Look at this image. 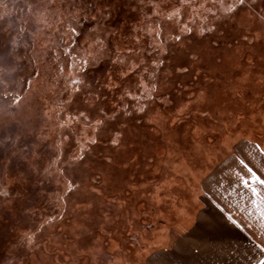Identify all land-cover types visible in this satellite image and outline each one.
I'll return each mask as SVG.
<instances>
[{
	"label": "rangeland",
	"instance_id": "obj_1",
	"mask_svg": "<svg viewBox=\"0 0 264 264\" xmlns=\"http://www.w3.org/2000/svg\"><path fill=\"white\" fill-rule=\"evenodd\" d=\"M118 2L0 0V264H163L264 169V0Z\"/></svg>",
	"mask_w": 264,
	"mask_h": 264
},
{
	"label": "crops",
	"instance_id": "obj_2",
	"mask_svg": "<svg viewBox=\"0 0 264 264\" xmlns=\"http://www.w3.org/2000/svg\"><path fill=\"white\" fill-rule=\"evenodd\" d=\"M226 173V184L211 183L197 196L192 229L180 235L178 250H164L163 264H264V169Z\"/></svg>",
	"mask_w": 264,
	"mask_h": 264
},
{
	"label": "trees",
	"instance_id": "obj_3",
	"mask_svg": "<svg viewBox=\"0 0 264 264\" xmlns=\"http://www.w3.org/2000/svg\"><path fill=\"white\" fill-rule=\"evenodd\" d=\"M118 2V0H116V3ZM89 3V1L88 2H86L85 4H88ZM115 3V4H116ZM118 4H120V5H122V6H124V4L121 2V0H120V2H118ZM103 6V5H102ZM72 11L74 12L75 11V9L76 8H78L77 6H72ZM123 9V8H122ZM122 10L120 9V11H114L113 12V10H112V12H110V11H105V12H102V13H100L99 15H97V12H91V13H87V12H85V13H81L80 14V16L81 17H83L84 16V18H86V21H88L89 19H93L92 21H90L89 23L88 22H86V21H83V19L82 20H80V21H82L83 23H85V25L86 26H88V24L91 26V23L92 22H94V21H97V20H99V18H101V17H105V19H104V22H106L107 20L108 21H110L111 20V18H112V16L113 17H118L116 14H118V15H120L121 17H122V14H120V12H121ZM87 13V14H86ZM106 15H108V16H106ZM125 16V15H124ZM73 16H67V19L66 20H63L62 22L64 23V28H63V26H62V28L60 29V30H58V32L57 33H61V34H63V29H64V31H65V37H63L64 39H67V37H66V35H68L69 34V29H67V27H66V23L68 22V21H70V22H72L73 20H74V17L72 18ZM119 18V21H121V19L122 18H120V17H118ZM126 22H127V24H129V26H132V24H133V21L130 19V18H128V19H126L125 20ZM117 22V21H116ZM62 23V24H63ZM129 30V29H128ZM121 31H122V29H121ZM126 31H127V28H126ZM57 42H56V50H57V52L58 53H60L59 54V57L62 59V61L61 62H66L67 61V63H68V66H69V68H70V70H69V72H71V73H73L74 75L75 74H77V72H78V70L79 69H81V67H77L78 66V64L77 63H75V61L77 60L76 58H74V56L72 57L70 54H67V53H65L64 51H63V44H61L62 43V40L60 39V38H57V40H56ZM54 51V47H53V49H52V52ZM138 54V53H137ZM152 57V56H151ZM54 58H56V57H54ZM72 58H73V60H72ZM137 61L139 62V61H141V63H147V62H149L150 61V58H149V56H147V55H145V54H143V53H139L138 55H137ZM64 60H66V61H64ZM63 65H65L64 63H62ZM128 80V79H127ZM15 148H17V150H19L18 148L19 147H15ZM38 167H39V169H40V164L38 165ZM32 174V173H31ZM32 187V186H31ZM38 188L40 189L41 187H39L38 186ZM28 189V191L29 192H31V188H27ZM33 191V190H32ZM33 192H31V194H32ZM24 210H25V208H24Z\"/></svg>",
	"mask_w": 264,
	"mask_h": 264
}]
</instances>
